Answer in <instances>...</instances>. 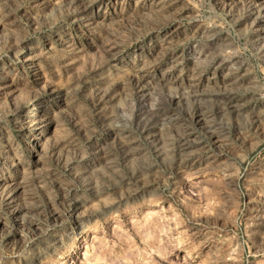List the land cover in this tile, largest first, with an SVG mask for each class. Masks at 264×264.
Instances as JSON below:
<instances>
[{
	"label": "rangeland",
	"instance_id": "rangeland-1",
	"mask_svg": "<svg viewBox=\"0 0 264 264\" xmlns=\"http://www.w3.org/2000/svg\"><path fill=\"white\" fill-rule=\"evenodd\" d=\"M264 264V0H0V264Z\"/></svg>",
	"mask_w": 264,
	"mask_h": 264
},
{
	"label": "bare ground",
	"instance_id": "bare-ground-1",
	"mask_svg": "<svg viewBox=\"0 0 264 264\" xmlns=\"http://www.w3.org/2000/svg\"><path fill=\"white\" fill-rule=\"evenodd\" d=\"M61 264H66V262L65 263H61Z\"/></svg>",
	"mask_w": 264,
	"mask_h": 264
}]
</instances>
